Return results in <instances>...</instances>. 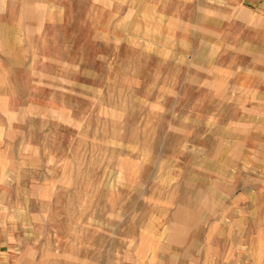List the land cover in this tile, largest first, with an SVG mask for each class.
I'll use <instances>...</instances> for the list:
<instances>
[{
    "label": "rangeland",
    "instance_id": "obj_1",
    "mask_svg": "<svg viewBox=\"0 0 264 264\" xmlns=\"http://www.w3.org/2000/svg\"><path fill=\"white\" fill-rule=\"evenodd\" d=\"M0 264H264V0H0Z\"/></svg>",
    "mask_w": 264,
    "mask_h": 264
}]
</instances>
